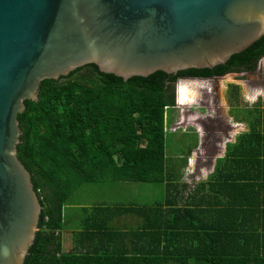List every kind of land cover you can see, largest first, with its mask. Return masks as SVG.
Listing matches in <instances>:
<instances>
[{"label":"trees","instance_id":"16d2710c","mask_svg":"<svg viewBox=\"0 0 264 264\" xmlns=\"http://www.w3.org/2000/svg\"><path fill=\"white\" fill-rule=\"evenodd\" d=\"M263 57L264 37L213 70L159 71L125 81L90 64L59 81L43 82L38 102H26V112L18 118L22 133L18 159L30 173L43 208L25 264H264V108H260L264 103L259 100L248 111V132L227 145L210 181L200 183L202 189L188 196L182 206L168 200L158 204L162 225L155 226L147 218L138 235L146 247L66 253L62 236L64 209L85 186L168 183V198L173 197L166 157V112L176 107L178 78L255 71ZM228 79L234 81L233 75L220 83ZM211 84L181 80L180 106L192 105L189 100L197 103L200 90L211 92ZM228 96L236 106L241 86L232 84ZM229 162L238 164L240 170ZM179 189L178 201L183 200ZM149 209L138 206L134 210L145 214ZM83 233L88 230L80 236ZM90 234L104 235L95 230Z\"/></svg>","mask_w":264,"mask_h":264},{"label":"water","instance_id":"95a60500","mask_svg":"<svg viewBox=\"0 0 264 264\" xmlns=\"http://www.w3.org/2000/svg\"><path fill=\"white\" fill-rule=\"evenodd\" d=\"M262 37L264 0H0V264H25L39 231L18 118L43 82L90 64L125 81L213 70ZM225 76L188 80L214 81L222 97Z\"/></svg>","mask_w":264,"mask_h":264},{"label":"crops","instance_id":"0c3cea01","mask_svg":"<svg viewBox=\"0 0 264 264\" xmlns=\"http://www.w3.org/2000/svg\"><path fill=\"white\" fill-rule=\"evenodd\" d=\"M197 122L198 127H201L200 124H202L203 130L205 131L204 133H200L198 129L196 130L200 134L198 135L201 143L200 145L201 147L204 146L206 151L210 148V156L208 153L204 154L205 162L207 163L212 160L215 165L218 159L225 157L227 145L234 144L240 134L248 132V128L246 127L244 131L241 132V124L234 121L232 118L218 122H210L212 127H216L218 132L223 133L222 135L224 138L221 140L218 139L217 142L213 143L211 136L208 143V141H206L208 137L207 121L197 120ZM217 135L220 136L221 134ZM192 150H194V148ZM200 156L201 155L197 156L194 154L192 158H189V163L187 164L186 162L187 165L185 169H182V172L185 171L183 177L181 176L179 179L177 177H172L171 182L174 184L170 190L174 196L171 198H168V196H170L168 183H163L166 186V190L163 191L162 189V193L157 197H153L149 192L146 195L147 185H144V183L103 184L101 185V189L94 186V189H87V191L83 190L89 188V185L83 187L64 209V220L66 224L65 231L62 235L64 252L72 253L74 249L83 251L100 248L102 250L112 247L121 248L122 246L128 247L127 249L130 251H134L135 248L140 249L142 246L146 247L143 241L140 240L141 237H138V235L144 230L148 219L150 223L155 226L162 225V212L156 211V208L159 206L158 204H162L168 200L169 204L182 206L187 202L186 200L184 202L182 199L179 201L176 200L178 198V192L180 191L179 186L181 187V184L193 185L195 183L193 176L196 178L199 174L202 175L196 170L198 164L204 160ZM192 159L196 162L194 167H192ZM171 162L172 161L169 163L167 162V164L169 167L168 172L172 174L173 162ZM229 163L240 170L238 164L233 162ZM211 172L212 171L207 174ZM189 176L192 178H189ZM208 176H206L205 181ZM136 188V194L130 196L129 200H127L126 196L128 193L131 189ZM145 196L146 199L143 200ZM138 206H144L145 208L147 206L148 209H152L145 210V214H141L134 210ZM163 207L169 210L167 204H163ZM85 230H88V233H83V235L80 236V233ZM93 230L97 232L100 231L104 233V235H91L90 231Z\"/></svg>","mask_w":264,"mask_h":264},{"label":"rangeland","instance_id":"374dc122","mask_svg":"<svg viewBox=\"0 0 264 264\" xmlns=\"http://www.w3.org/2000/svg\"><path fill=\"white\" fill-rule=\"evenodd\" d=\"M264 66V59L261 63ZM231 75V74H230ZM234 81H229L228 80H223L222 84H220L221 87V95L220 93L215 96L214 90L213 93L207 92L206 89H201L200 90V97L197 103H192L190 100L188 104H192L189 106H180L179 108H174V109H169L166 112V128H167V139H166V157H167V162L169 163L170 161L173 162L172 164V177H177L178 179L183 177L185 175V171L182 172V169L186 167V165L189 163V158H192L193 155H201L200 157L204 159L203 153L201 154L202 151H206L204 146L201 147L200 140L198 138V135H200L196 130L198 129V122L197 118L198 117H207V116H213L216 117V114L213 113V109L215 107L208 106L207 110L203 109V106H207V101L210 102L211 105L215 106H224L225 107H219L220 109L218 110L219 118L224 119L228 117V109L229 107V116H232V119L234 121H240V131L243 132L244 128H250V122L248 121V116H249V109L256 106L261 102V104L264 103V97L259 96L255 101H251L247 98V90L244 87V84L250 85L248 83V79L244 80L243 84L239 83L242 80L237 77L238 75L232 74ZM250 79V78H249ZM232 84H236L241 86V100H239V103L236 104V106L231 105V99H229L228 96V90L231 88ZM212 85V84H211ZM204 87V86H203ZM243 87V88H242ZM216 88V85L214 84L213 89ZM176 90V96H177V88ZM221 97L220 99L218 98ZM235 105V104H234ZM260 108H264L263 105H261ZM251 110V109H250ZM185 111V114L183 115L182 112ZM195 117L194 120L191 118ZM197 117V118H196ZM212 121H207V129L210 128ZM243 122V123H242ZM200 123V122H199ZM201 128H203L202 124ZM210 125V126H209ZM198 140V142H197ZM212 141L217 142L218 137L212 135ZM197 143V144H196ZM207 146V145H206ZM194 148V150H192ZM208 155L210 156V148H208V151H206ZM188 159V160H187ZM171 162V163H172ZM187 162V164H186ZM168 165V164H167ZM215 163L211 161H208L207 163L205 162V159L200 162L197 166V171L200 172L202 175L199 174L196 178L193 176V179L195 180V183L192 184H181V194L182 198L185 202V199L188 196H191L192 193L196 192L198 189H202V185L200 183L205 181L206 176L208 178L206 179L210 181L212 174L215 171ZM175 166V169H174ZM212 171L211 173L207 174L208 172ZM189 178H192L189 176ZM210 178V179H209ZM172 181V178H171ZM147 185V190H146V195L149 192L150 194L153 195V197H157L162 193L163 191L166 190V186L163 183L155 184V183H144V185ZM103 184H97V185H89V188L87 189H94V186H97L98 189H101ZM180 188V186H179ZM137 188L136 189H131V191L128 193L126 196L127 200H129L130 196H133L136 194ZM146 199V196L143 198V200ZM183 204V203H182ZM73 229V228H71ZM66 236V235H64Z\"/></svg>","mask_w":264,"mask_h":264},{"label":"flooded vegetation","instance_id":"af4514ba","mask_svg":"<svg viewBox=\"0 0 264 264\" xmlns=\"http://www.w3.org/2000/svg\"><path fill=\"white\" fill-rule=\"evenodd\" d=\"M264 57L260 59L259 63H258V66L256 68L255 71H237V72H231L230 74H235V75H238V77H242V83H244L246 79H248V83H250V85H246L244 84V87L246 88L245 90H247V98L251 101H255L259 96H263L264 97V66L261 64L262 61H263ZM178 74V73H177ZM227 76L229 75L226 74ZM211 77H215V76H211ZM211 77H207V78H211ZM184 78H197V77H179V79H184ZM198 78H204V77H198ZM250 78V79H249ZM177 80V82H178ZM244 81V82H243ZM220 83V82H219ZM214 86V84L212 85ZM210 89L207 90V92H209ZM213 87L211 89V92L213 93ZM208 106H211L212 105L210 104L209 101H207V106H203L202 108L205 109V111L207 110ZM213 107H215L213 109V112L218 114V109L217 106L213 105ZM219 107H225L224 106H219ZM214 118V117H213ZM216 119L218 118H214L213 120L209 119V118H205V119H202V120H209V121H215ZM227 118H224L222 120H225ZM201 128V127H200ZM215 128V127H214ZM212 129V127H211ZM209 131V129H208ZM204 133L205 131L203 130V128H201V131L200 133ZM216 134H221L220 136H218V139L221 140L223 137V133L222 132H214ZM203 153L204 154H207L206 151H202L201 154Z\"/></svg>","mask_w":264,"mask_h":264},{"label":"clouds","instance_id":"9594fccd","mask_svg":"<svg viewBox=\"0 0 264 264\" xmlns=\"http://www.w3.org/2000/svg\"><path fill=\"white\" fill-rule=\"evenodd\" d=\"M230 75V74H229ZM226 77V76H225ZM206 78V77H205ZM211 78H213V77H211ZM211 78H208V79H211ZM188 79H191V78H184V79H179L178 80V82H176V88H177V96H176V101H177V104H176V106H177V108H179L180 107V99H179V94H178V86H179V82L181 81V80H188ZM195 79H204V78H195ZM190 81H193V80H190ZM198 81H200V80H198ZM211 82H213V84H215L216 85V82H214V81H211ZM211 93V92H210ZM214 94H215V96H217V94L214 92ZM227 109H228V107H227ZM230 111V110H229ZM229 111H228V117H227V119H229V118H232V116L230 117L229 116ZM214 113V112H213ZM208 117V116H207ZM212 118H213V116H211ZM204 118H206V117H198L197 118V120H199V121H202V119H204ZM204 121H207V120H204ZM221 159V158H220Z\"/></svg>","mask_w":264,"mask_h":264},{"label":"built area","instance_id":"2783aa9c","mask_svg":"<svg viewBox=\"0 0 264 264\" xmlns=\"http://www.w3.org/2000/svg\"><path fill=\"white\" fill-rule=\"evenodd\" d=\"M175 108H177V106Z\"/></svg>","mask_w":264,"mask_h":264}]
</instances>
